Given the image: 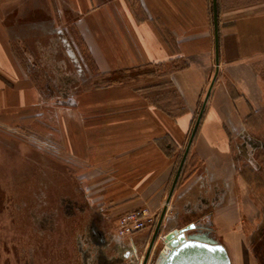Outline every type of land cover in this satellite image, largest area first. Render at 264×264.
<instances>
[{
	"label": "crops",
	"instance_id": "crops-1",
	"mask_svg": "<svg viewBox=\"0 0 264 264\" xmlns=\"http://www.w3.org/2000/svg\"><path fill=\"white\" fill-rule=\"evenodd\" d=\"M218 11L220 70L168 215L179 216L172 226L194 220L206 198L217 237L244 264L258 205L231 164L240 133L260 134L264 0H218ZM214 71L212 0H0L6 151L30 138L40 154L41 136L58 145L47 151L115 224L141 207L161 213Z\"/></svg>",
	"mask_w": 264,
	"mask_h": 264
},
{
	"label": "rangeland",
	"instance_id": "rangeland-1",
	"mask_svg": "<svg viewBox=\"0 0 264 264\" xmlns=\"http://www.w3.org/2000/svg\"><path fill=\"white\" fill-rule=\"evenodd\" d=\"M58 81L56 90H65V85L63 84V87L61 84L65 80L58 79ZM54 96H60L61 101L64 100L59 92ZM253 120L256 122L253 132H259L258 135L264 139V109ZM26 139L24 142L26 145L37 144V141ZM4 144L6 143L3 139H0V264L6 263V257H8L9 264H16L20 255L23 257L21 264H81V248L89 249L94 255L99 246L95 245L90 237V222L95 219V209L99 213L101 211L93 206L85 205V193L81 191L73 169L65 165L62 160L52 158L54 156L47 151L51 149L52 152L53 149L58 148V145H52V142H48L41 136L39 144L41 153L29 150L24 145L21 148L25 156L34 157L19 159L17 156L22 153L19 145L10 143L12 147H8L6 151ZM262 150L263 148H258L257 152H262ZM234 159V165L231 164V167L235 166L241 172L246 160L239 155ZM255 159L259 160V158ZM35 160H38L39 164H36ZM250 166L252 167L251 164ZM251 167H249L248 177L242 174L245 178L247 177L246 180L254 195L252 198L258 205L257 221H261L264 179H259L256 173H250L255 170ZM258 185H263V187L258 188ZM159 213H155V223L151 230L158 220ZM176 218L179 219V216L169 215L168 228L175 223L173 221L177 220ZM96 221L99 230L105 234L108 227L113 226L116 230L117 224L108 218H104L102 222ZM145 232L146 230H141L133 235L140 236ZM107 236L106 241L108 242L110 238ZM163 245V241L159 239L149 264H154ZM4 246L12 250L14 254L4 253ZM145 247L146 241L143 242L139 254L144 252ZM102 248L107 255L116 258L112 244ZM243 255L244 264H264V249L253 244L249 236L245 237ZM140 261L141 255L137 264H140ZM90 263H92L91 260Z\"/></svg>",
	"mask_w": 264,
	"mask_h": 264
},
{
	"label": "water",
	"instance_id": "water-1",
	"mask_svg": "<svg viewBox=\"0 0 264 264\" xmlns=\"http://www.w3.org/2000/svg\"><path fill=\"white\" fill-rule=\"evenodd\" d=\"M212 9L215 40V71L198 111L185 150L170 186L165 204L158 217L143 264H147L151 250L160 235H165V242H163L164 245L157 255L154 264H232L228 248L215 233L212 213H208L184 224H178V226H172V224L170 225V228L167 227V220H169V204L171 203L179 179L182 175L186 160L189 156L193 141L198 132L220 70L218 0H212Z\"/></svg>",
	"mask_w": 264,
	"mask_h": 264
},
{
	"label": "flooded vegetation",
	"instance_id": "flooded-vegetation-1",
	"mask_svg": "<svg viewBox=\"0 0 264 264\" xmlns=\"http://www.w3.org/2000/svg\"><path fill=\"white\" fill-rule=\"evenodd\" d=\"M240 136L242 138V142L239 143L240 156L244 158V160H246L245 165H243L241 172L247 176L249 173L248 171H250L249 167H251L250 166L251 164L255 170L251 171L250 173L252 174L256 173L259 179L263 180L264 179V139H262V136L260 135H256V136L249 135L245 131H242L240 133ZM258 148H263L262 152L261 151L257 152ZM255 158H259V160L257 161ZM254 159L256 161H254ZM257 187L262 188L263 185H258ZM214 188L217 189V186H214ZM84 203L86 205L87 201L84 200ZM202 204L205 207H203V210L201 211V213L196 215L195 218L202 217L208 213H212L211 211L212 206L208 205V200L206 198H202ZM261 209H262L261 221H259L256 228L252 230L248 236L250 237L253 244H255L259 248L264 249V204L262 205ZM94 216H95L94 217L95 219H93L90 222V232L89 233H90V237L92 241L95 243V245L99 246V249L93 255L89 249L81 248V257H82L81 264H115L118 262L125 263V264H137V261L139 260L140 255H141L140 264H143L145 257L147 255L149 244H150V241H151V238L154 232V228L156 225L153 227L152 230L151 229L147 230L145 234L143 235H140V236L133 235L135 241H131L129 237L130 235L126 237H122L118 235L116 230L114 231L112 227H108L106 234L102 232L101 230H99V228L97 227L96 220H99L100 222H102L105 217L103 218L104 215H101V213H99L97 209H95L94 211ZM107 233L109 234L108 236H107ZM106 236L110 238L108 242L106 241ZM159 239H161V235L151 250V253L147 260V264H149L151 261L152 254L158 244ZM145 241H146L145 250L143 253L139 254L142 244ZM109 244H112V248L116 252V255H115L116 258H113L107 255L106 251L102 248V247L106 248ZM3 248H4L3 249L4 253L6 254L10 253V255L14 254L12 250H10L8 247L4 246ZM20 254H22V252ZM17 259L18 260L16 264H21L23 257L20 255L18 256ZM90 260L92 261V263H90ZM8 261H9L8 257H6L5 264H9Z\"/></svg>",
	"mask_w": 264,
	"mask_h": 264
},
{
	"label": "built area",
	"instance_id": "built-area-1",
	"mask_svg": "<svg viewBox=\"0 0 264 264\" xmlns=\"http://www.w3.org/2000/svg\"><path fill=\"white\" fill-rule=\"evenodd\" d=\"M155 213L148 207H141L132 211L125 212L118 218L116 231L118 235L126 237L137 231L146 230L154 225ZM165 242V235L161 236Z\"/></svg>",
	"mask_w": 264,
	"mask_h": 264
},
{
	"label": "trees",
	"instance_id": "trees-1",
	"mask_svg": "<svg viewBox=\"0 0 264 264\" xmlns=\"http://www.w3.org/2000/svg\"><path fill=\"white\" fill-rule=\"evenodd\" d=\"M167 111L169 112V114H176L174 109H167ZM193 163H194V158L191 157V156H188V158L186 160V163H185V166H184V169H183V172H182V175H183L184 172H186L187 170H189L191 168ZM173 222H175V221H173Z\"/></svg>",
	"mask_w": 264,
	"mask_h": 264
}]
</instances>
